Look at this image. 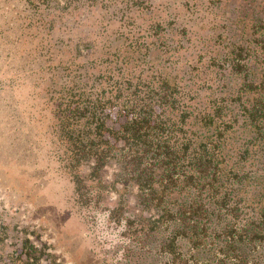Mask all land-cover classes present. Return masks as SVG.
Segmentation results:
<instances>
[{"label": "trees", "instance_id": "obj_1", "mask_svg": "<svg viewBox=\"0 0 264 264\" xmlns=\"http://www.w3.org/2000/svg\"><path fill=\"white\" fill-rule=\"evenodd\" d=\"M84 1L96 33L52 44L46 87L120 264H264V0Z\"/></svg>", "mask_w": 264, "mask_h": 264}, {"label": "rangeland", "instance_id": "obj_2", "mask_svg": "<svg viewBox=\"0 0 264 264\" xmlns=\"http://www.w3.org/2000/svg\"><path fill=\"white\" fill-rule=\"evenodd\" d=\"M61 3L0 0V264H27L24 252L32 264L121 262L120 227L74 192L55 129L58 81L46 87L63 57L52 44L93 38L98 14L82 10L99 2L74 0L65 14Z\"/></svg>", "mask_w": 264, "mask_h": 264}]
</instances>
